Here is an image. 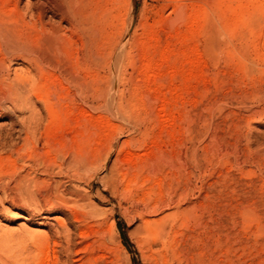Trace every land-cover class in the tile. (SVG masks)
<instances>
[{
    "label": "rangeland",
    "instance_id": "rangeland-1",
    "mask_svg": "<svg viewBox=\"0 0 264 264\" xmlns=\"http://www.w3.org/2000/svg\"><path fill=\"white\" fill-rule=\"evenodd\" d=\"M211 1L212 5L208 0H105L110 10L102 3L100 13L110 12L102 18L110 16L111 20L110 17L102 19L107 28L102 22L98 27L105 31H97V55L93 61L86 62L88 68L78 74L91 87H84L87 90L79 93L78 86L71 88L74 84L70 85V94L76 88L74 93L78 92L73 95L78 97L73 99L71 94L61 103L73 100L68 103L72 107L77 105L75 111L63 123L57 121L54 124L53 131H64L67 139L74 141L69 140L67 149L65 143L57 139L48 152L45 136L53 124L52 118L46 116L47 121L44 116L43 129L40 127L38 133L37 155L32 156L27 150L30 145H26L23 153L27 161L19 162L20 165L28 163L36 157L42 169L52 160L60 163L67 150L74 152L75 149V154L83 151L82 148L86 149V155L89 154V160L100 157L99 164L89 169L81 186V191L87 195L81 203L87 212L96 213L95 219H88L79 226L74 215L83 207L77 204L74 205L77 210L55 213L60 223L68 225L72 243L76 244L69 264H166L168 260L174 261L172 251L186 252L190 264H241L242 261L243 264H263L264 72L261 71L264 69V26L254 37L244 27L245 18L259 4H264V0ZM116 2L121 4L117 6ZM113 7L117 9L116 13ZM126 17L129 20L132 17L134 26L125 44L126 58L117 69L118 93L110 100L117 98L112 99L113 105L108 107L110 100L107 98L109 101L106 102L105 96L97 99L92 83L102 75L99 79L103 87L104 78L110 75L106 62L112 50L111 42L119 35L114 30L122 28L123 19L124 22L128 20ZM211 25L218 26V31L223 26L227 28V34L223 29L225 33L222 30L224 35H219L220 38L217 36L220 31L215 33L220 45L218 42L214 47L210 36L208 38ZM78 41L80 44V37L77 48L75 45L80 53L83 49ZM246 44L249 51L244 52L246 46L248 50ZM240 45L244 48H238ZM240 49L245 55L239 52ZM98 55L100 57L96 58ZM102 70L107 74L104 75ZM91 88L90 100L87 91ZM120 90L122 93L119 94ZM77 98H80L79 102L75 100ZM81 100L88 105L87 109H83L86 107L82 106ZM40 104L37 103V109L43 106ZM113 107L118 109L117 112ZM42 108L38 110L40 113L50 114L44 106ZM8 110L0 109L3 132L10 128L13 118L16 120L11 110L7 115ZM83 112L86 115L79 120ZM17 114L22 115L21 112ZM80 126L88 133L83 135ZM80 141L85 143L84 146ZM162 154L167 156L169 163L160 165L155 175L150 174V167L157 164ZM0 155L9 160V163L6 159L2 162L0 175H12L14 164L11 167L10 161L13 162V158L9 159L3 152ZM182 155L183 161L179 159ZM116 156H119V167L124 175L114 185L109 168ZM42 184L38 187L43 189L45 184ZM174 190L178 195L184 193V197L169 208L171 206H165L169 197L167 192ZM3 196L1 193L0 197ZM143 196L145 201H140ZM8 200L0 202V254L10 253L11 258L28 259L34 262L32 264H62L66 257L54 244L56 238L51 239L38 261L39 255L31 246V240L21 231L25 227L42 235H52L56 222L45 221V225H39L35 223L43 221L42 216L36 221L19 217L25 212ZM36 202L46 204L42 197ZM139 203H145L147 209L138 210L136 204ZM31 207L30 204L28 209ZM149 218L151 221L158 219L159 225L146 227L141 223L142 219Z\"/></svg>",
    "mask_w": 264,
    "mask_h": 264
},
{
    "label": "bare ground",
    "instance_id": "bare-ground-1",
    "mask_svg": "<svg viewBox=\"0 0 264 264\" xmlns=\"http://www.w3.org/2000/svg\"><path fill=\"white\" fill-rule=\"evenodd\" d=\"M213 1H211V2H213ZM121 2H122V0H121ZM208 2H209V0H208ZM102 3H101V0H0V109H2V111H5L7 108H9L15 114L14 116L16 117V120H14L15 118L12 119V123L9 124L10 128L8 130H6L7 129L6 128L5 129L6 131L3 132L2 128H0V150H1L0 154H2V152H3V154L6 153L7 157L9 159L13 158V162L10 161L11 167H12V163L14 164V166H13L14 171H12L14 173L12 175H9L6 177H3L0 175V196L2 193L5 196V197L3 196V198H5L6 200L9 199L10 201L8 200V202H12L11 204L14 207L21 208V210H23L25 212V214L23 213L19 217H22L26 220H35L36 221V219H38L39 217L42 216L41 218H43L44 220L40 221L38 223H35V224H39V225H43V224L45 225V223H46L45 221L54 220V222H56V223H53L54 229L52 231V235H45V234L42 235V234L36 233L34 231L32 232L31 230H29L25 227L21 228L22 233L25 234V236L29 237V239L31 240V243H32L31 246H33L36 253H38V255H39V256H37L38 261L42 257V255L44 254L45 248L49 247L52 238L57 239L54 241V244L60 248L61 253L63 254L64 257H66V259L63 262L61 260L62 264H69L68 259L71 258L72 254H73L72 252L74 251V248L76 247V244L72 243V234H71V231H70L68 225L66 223H62V222L60 223L59 222V220H58L59 217L55 215L56 212H65V211L72 212V209L73 210L76 209L74 207V205L75 206H77V205L82 206L83 207V209H81L82 211H77V212H75V215H74L75 219H76L75 221L79 223V226H81L83 223H85L88 219L94 220L95 216H96V213L94 215V214H92L93 213L92 211H91L92 213L89 211L87 212L86 211L87 209L85 210L83 204L81 203L82 201H85L86 196H87L85 194L86 192L84 193L81 191V189H82L81 186H82V183L86 181L85 176H86L87 172H89V169L91 167L93 168V166L96 167L99 164L100 157L89 160L88 159L89 154L86 155L85 154L86 149L84 150V148H82L83 151H77L75 154H73L76 151L75 149H74V152L73 151L71 152L69 150H67L64 153L62 152L64 155L62 156L63 158L60 161V163H54V161L52 160L50 163H45V164L43 163L44 166L42 169L40 168L39 163L36 162L38 160L36 157H35V159H37V160H35L33 157H31L33 159L28 163L24 162L23 164L20 165L19 162L20 161H27V160H25V157H24V153H25L24 148L26 145H30V150H29V148H27V150L30 151V154L32 156H33V154L37 155V152H38L37 143H38V137H39L38 133L40 132L39 128L42 126L41 122H42L43 118L45 119L46 116L52 118V124H53V125H50V126H52L51 129L48 128V129H50L48 136L47 135L45 136L46 137V139H45L46 140L45 141L46 147L49 150L48 152H50V148H53V146H51V145L54 143H52V142L53 141L55 142V140H57V139H60L61 141H63L65 143L64 148H67V147L69 148L70 141L71 142L74 141L72 139H69L70 140L69 141L67 139L64 131L63 132L57 131L58 133L53 131L54 130V124L57 121H60L63 123L64 120L69 116V114L72 113L73 111H75V108L77 106L76 103H78L80 100V98H79V100H78V98L75 99V100H78V102H76L74 100L76 102L74 105H76V106H73V107L71 106L72 104L70 105L68 103L70 101H73L71 99L68 102L66 101L67 103H64V104L61 103V101L66 99L69 95H70L69 98L71 97L72 93L70 94V85L74 84V86H72L71 88L75 87V85L78 86L79 90L81 89V92H79V93H83L82 91L87 90V89H84V87H87V88L91 87V84L90 83L88 84V82L85 81V79L82 80L83 77L80 78L78 76V74L85 71L88 68L86 66V62L93 61L95 58V55H97V53L95 52V47L97 45V31L103 30V28L100 29L98 27L101 26L100 23L102 22V19L105 20V18L110 17V16L107 17L108 15H110V12H109V14L108 13H103V14L100 13V8L103 6ZM104 4H106V9L110 10V8H109L110 6L107 8V3L104 2ZM111 4L114 5L115 3H111ZM118 4H121V3L116 2L117 6H118ZM209 5H212V3L210 4V2H209ZM175 8H176V6H175ZM114 9L115 8L113 7V10ZM116 10L117 9H115L114 12ZM121 10H122V7H121ZM126 10H128V9H126ZM250 10H253V9L251 8ZM105 11L108 12L107 10H105ZM254 12L250 13L248 15V17L245 18V19H247V20H245V21H247V23L244 27V29L249 32L250 36H253V37H254V34L256 31L259 30V33H260V31L262 32L261 29L264 26V4H259L257 6V8L254 10ZM106 14H107V16H105V17L103 16V18H102V15H106ZM126 14H128V13H126ZM128 15H131V14H128ZM119 16H120V14H119ZM121 16H122V13H121ZM113 17H115L117 20L116 15H113ZM110 20H111V17H110ZM108 21H109V19H108ZM101 24H102V26L104 25L103 22ZM117 24H115V25L118 26ZM122 24H123L122 28H118L117 31L114 30V32H119L118 33L119 37L117 36L118 37L117 38L114 36L115 37L114 40L113 41L111 40L112 41L111 43H113V44H111L112 50L110 51V57L107 60L108 62H106V64L108 63V65L110 67V75H108L106 73L107 76H106V78H104L105 84L103 87L101 86L102 80L99 79L100 76H102V75H100L99 78H96L95 81L92 83L94 86V90L96 91L97 99H99V97H101V96L102 97L105 96V98L107 100L106 102H108L110 100L111 96L116 94V92L118 90V87H119L118 79H116V75H117V71H118L117 69H118L119 64L122 63V60H125L123 58H126V56L124 57V55L126 53V51H125L126 49H124V48L126 47L125 44H126L128 37L132 33L133 26H134V20L131 17L130 20L128 19L126 22H124V19H123ZM103 27L107 28L105 26H103ZM113 27H115V26H113ZM221 28L226 30V34H227V28L225 27L226 28L225 29L224 26ZM224 30H223V32L225 33ZM103 31H105V30H103ZM109 31H111V30H109ZM219 31H218V26H216V25L210 26V31H209L210 35H208V38L210 36V42H211L212 47L216 46L217 43L219 42L216 40V34H215L216 32L219 33ZM221 31L219 34H217V36L224 35V34H222L223 32L221 33ZM78 37L81 38V43L79 44V41H78V44H79V46L82 44V49H83L82 52H80V53L78 51H76V48H77L76 44H77ZM107 37H109V35ZM255 37L257 39V36H255ZM219 38H220V36H219ZM243 39H245V38H243ZM252 39H254V38H252ZM99 41L100 40H98V42ZM245 41L247 43V40H245ZM245 41H243V44L245 43ZM248 44H250V43H248ZM248 44H246V45H248ZM75 45H76V48H75ZM219 45H220V42H219ZM250 46H252V45H250ZM209 48L212 49L210 46H209ZM238 48H244V47L241 46ZM100 49H103V48H100ZM136 49H137V47H136ZM244 49H243L244 52L249 51V45H248V50H247V46ZM104 52H106V51H104ZM239 52H241V49L239 50ZM244 52H241V53L244 54ZM261 53H262V51H261ZM234 54L235 53H232V55H234ZM243 54H241V55H243ZM248 54H249V52L247 53V55ZM247 55L245 56L246 58H247ZM136 56H137V54H136ZM99 57H100L99 55H98V57L96 56V58H99ZM127 59H129V58H127ZM247 59H250V58L248 57ZM133 60H135V59H133ZM252 61H254V60H252ZM252 61H250V62H252ZM95 62H96V60H95ZM131 63H132L131 65H133V62H131ZM104 65L105 64L103 63V69L105 67ZM260 68H262V66ZM58 69L60 70V72L59 71L56 72V70H58ZM92 69L94 70L95 68H92ZM99 69L101 70V68H99ZM120 69H119V72H120ZM255 69L259 70V71L257 70V72L261 71L259 69V67H257V66ZM263 70L264 69H262L261 73L264 72ZM104 72L105 71H103V73ZM85 73L87 74V72H85ZM106 74L104 73V75H106ZM89 75H90V73H89ZM123 76H124V74L121 75V78ZM118 77L119 76L117 75V78ZM93 78H94V75H93ZM93 78H91V79H93ZM87 80H89V79H87ZM74 89H75L74 91H76V88H74ZM90 90L93 91L92 88L89 89V91H87L89 93V96L91 94ZM74 91H73V94H75V93L77 94L78 91L75 93H74ZM120 92H121V90L119 91V94H120ZM73 94H72V98L78 97V96H75ZM85 95H88V94L86 93ZM91 95H93V94H91ZM85 97H88V96H85ZM115 98H117V97H115ZM115 98L113 97L112 99H115ZM112 99L109 101L108 107L109 106L112 107V105H113ZM90 100H91V96H90ZM94 101H95V98H94ZM38 102H39V104L41 103L40 105L44 106V109L48 110V113L50 112V114H49L50 116L49 115H43L44 111H42V110H41L42 113H40V111H38L40 108L43 109L42 108L43 106H41L40 108L38 107L39 109H37L36 105ZM81 104L83 106L85 103L83 102ZM124 105H126V104H124ZM87 106H85L86 108H83V109H87L88 108ZM114 106H115V104H114ZM116 106H117V104H116ZM73 108H74V110H72ZM113 108L117 112L118 109L116 110L115 107H113ZM113 108H111V110H113ZM123 108H125V107L123 106ZM3 109H5V110H3ZM10 110H8L9 113H7V115L11 114ZM47 110H45V113ZM94 110H97V109H94ZM105 110H107V109H105ZM111 110H110V112H113ZM18 112H21L22 115L17 114ZM86 113H87V111H86ZM4 114H6V113L4 112ZM73 114H75V113H73ZM84 114H85L84 112L80 113L79 120H81L84 117ZM116 114H114V115H116ZM6 117H8V116H6ZM46 120H47V117H46ZM48 120H49V118H48ZM72 121H74V120H72ZM132 123H133V121H132ZM73 124H75V123H73ZM79 124H80V122H79ZM17 125H20L21 127L18 128ZM45 128H47V127H45ZM79 128L83 129V135L87 132V129H85L83 126H80ZM123 128H125V127H123ZM130 130H128V131H130ZM133 130H136V129L134 128ZM133 130H131V131L135 132ZM45 133H46V131H45ZM76 134L80 135L79 132H77ZM77 135H75V136H77ZM69 136L70 135H68V137ZM82 139L83 138H81V140ZM83 140H85V139H83ZM80 143H81V141H80ZM81 144H83V143H81ZM84 144H83V146H84ZM121 146L123 147V145H121ZM115 147H116V145H115ZM108 149H110V148H108ZM25 151H26V148H25ZM154 151H155V149H153L152 153ZM51 153H52V151H51ZM183 156L184 155L180 156V158H179L181 161L184 160ZM193 158H194V155H193ZM5 159L9 163V160L7 158L0 155V168L2 167V162L5 161ZM113 160L114 161L109 168V173H110V178L112 180V183H114V185H116L120 179H123L124 174L122 173V171L119 167V164H120L119 156H116ZM46 161H48V160H46ZM157 161H158L157 164L155 163L154 165H152L150 167L149 173L152 175L156 174L157 169L161 167L160 165L169 163V160L165 154H162ZM13 168H11V169H13ZM95 170H96V168H95ZM5 173H6V171H5ZM42 174L44 175L43 178L41 177ZM40 183L45 184V187L43 189H42V186L40 188L38 187V186H40ZM67 185H69V188L66 187ZM167 194H169V197L167 199V203L165 206H171L169 208H172V205L173 206L177 205L178 202L181 201V198L184 197V193L178 195V192L175 190L171 191V192L169 191V192H167ZM38 197H42L43 199H45L46 204L45 205H39L36 202ZM3 198L0 197V202H2V203L5 202V199H3ZM140 199H141L140 201H142V200L145 201L146 198H145V196H143ZM38 202H40V201H38ZM30 204L32 205V207H31V209H28ZM139 204L140 205L136 204L137 205L136 208L138 210L147 209V206L145 203H144V205H141V203H139ZM162 208H163V206H162ZM72 218H71V220H72ZM158 221H159L158 219H154L153 221H151L149 218L147 220L142 219L141 223H143L147 227L148 225H153V224L157 225ZM78 223H76V224L78 225ZM150 228H151V226H150ZM153 230H154V228H153ZM31 248L32 247H30V249ZM6 253H8V252L6 251ZM36 253H35V255H37ZM9 254H6V255L0 254V264H29L27 262H30V260L28 261V259H24V258L22 261H19L18 258H16V257L11 258ZM20 254H18V255H20ZM32 256H34V255H32ZM57 256L58 255H56V257ZM37 257H35V258H37ZM31 259H33V258H31ZM172 259L174 261H172L170 263V261L168 260V263H166V264H182L183 262H185V264H190V262L187 259L186 252L178 253V251H176V252L172 251ZM32 262H30V263L32 264ZM243 263L244 262L242 261L241 264H243ZM263 264H264V261H263Z\"/></svg>",
    "mask_w": 264,
    "mask_h": 264
}]
</instances>
